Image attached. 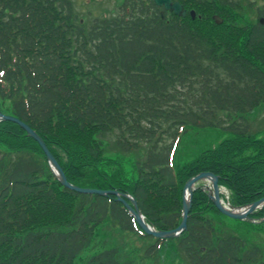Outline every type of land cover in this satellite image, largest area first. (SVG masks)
Masks as SVG:
<instances>
[{"label": "trees", "instance_id": "16d2710c", "mask_svg": "<svg viewBox=\"0 0 264 264\" xmlns=\"http://www.w3.org/2000/svg\"><path fill=\"white\" fill-rule=\"evenodd\" d=\"M75 1L0 0V107L8 102L5 112L39 133L68 181L133 196L164 232L181 224L185 184L201 173L219 176L233 206L264 199V139L235 120L264 104V25L231 24L240 0H178L195 20L169 12L164 20L153 0H123L116 16L86 25ZM189 128L231 137L176 167L175 148ZM111 133L121 152L147 145L129 172L96 139ZM0 144L8 148L0 151V264H75L108 221L151 240L147 258L173 242L187 264H264L262 248L219 232L206 213L224 215L201 189L187 230L158 239L116 196L64 187L17 123H0ZM251 218L264 226V208ZM85 264L136 263L110 247Z\"/></svg>", "mask_w": 264, "mask_h": 264}, {"label": "rangeland", "instance_id": "374dc122", "mask_svg": "<svg viewBox=\"0 0 264 264\" xmlns=\"http://www.w3.org/2000/svg\"><path fill=\"white\" fill-rule=\"evenodd\" d=\"M122 2L123 0H76L74 7L76 9V13H78L80 20H82V23L89 25V23L94 18H111L116 16ZM236 2L238 3L239 0H236ZM240 2V5L238 3L239 6H234L238 8H235L233 10V13L231 14V24L235 23L240 28H249L255 26L259 21L261 14L264 12V0H255L253 5H250L249 1L246 3L243 0H240ZM207 12L208 14L210 13V11ZM204 16L206 19L204 21V25H208L206 24L207 22H209L208 15L206 14ZM200 25L202 26L201 23ZM9 105L10 104L8 102L3 104V106L0 107V113L9 116V114L5 112ZM241 119H244L247 124L250 125L251 132L257 139H264V104L253 112H250L248 115H238L237 117H235V120L237 121H242ZM4 121L7 120L3 119L2 121H0V123ZM116 137L117 133H111L105 134L104 136L98 135L96 136V139L97 141L101 142L106 156L113 161L119 159L118 161L122 163L123 169L129 172L132 170V166L136 164V162H139L146 157L147 145H140L139 149L128 152L127 154L121 152L118 148ZM230 137L231 136L229 135H224L219 130H198L191 128L186 129L175 148L172 161L176 167L184 166V164L194 161L193 159H195V157L202 151L211 149L212 147L217 146L219 142L228 140V138ZM0 151H8V148L0 144ZM197 189H201L204 193H206L212 203H214L210 197V194H214L213 182H211V180H199L192 188L193 198L195 195L194 192ZM219 190L221 192V202L223 203V205L227 204L229 205V207H231L232 203H230L229 201L231 192H229L227 188L223 187L220 184V181ZM183 194L184 203L185 200H189L188 190L184 188ZM186 197H188V199ZM215 207L218 210L216 205ZM218 212L219 214L223 215L221 211L218 210ZM206 215H210L213 219H215V226H217L219 232H222V234L226 235L233 234L239 236L240 238L245 239L250 246H258L262 248L264 254V226H261V221L255 219L240 221L232 218L230 219L225 215L224 217H219L210 212L206 213ZM151 243L152 241L149 239H142L135 234L125 233L123 230L119 229L116 226V223H114L113 221H108V223L98 228V233L95 236L92 246L88 248L87 251L82 253L83 255H81L77 259L75 264H85L90 256H93L99 253V251L108 249L110 247H116L118 249L122 260L128 259L136 264H187L184 255L180 252V250H178V248H176L175 243L173 242H170L164 247V252H162L161 255H157L153 258H147L144 251Z\"/></svg>", "mask_w": 264, "mask_h": 264}, {"label": "water", "instance_id": "95a60500", "mask_svg": "<svg viewBox=\"0 0 264 264\" xmlns=\"http://www.w3.org/2000/svg\"><path fill=\"white\" fill-rule=\"evenodd\" d=\"M154 2L163 7L164 11L168 10L171 11L173 13H175V15H179V16H186V11L185 8L182 4H180L178 1L177 2H173V0H154ZM161 13V16H163V18H166L164 16L165 12ZM191 15L193 16V18H195V13L194 11L191 12ZM217 22L220 23L221 21L219 19H217ZM9 120L12 121L14 123H18L25 131H27V133L34 139L36 140L42 147L45 155H47L49 162H51V164L53 166H55L58 170L59 173V178L61 180V182L64 183V185L72 190H76L80 193H88V194H99L102 196H105L107 194H114L116 195L118 198V200H120L126 208H128L129 211H131L132 215L137 219L139 225L141 226V228H143L147 234L151 235V236H155L157 238H161V239H165V238H175L180 232L184 231L187 229V220H188V215L190 212V208H191V202H192V198H193V194H192V188L193 186L196 185V183L199 180H203V179H209L211 180V182H213V195L210 194L211 199L213 200L214 204L217 206L218 210L221 211L222 214L228 216V217H232L234 219H247L250 215L253 214V211H255L256 209H259L261 206L264 205V199L260 200V201H256L255 203H253V205L249 206L248 208H246L245 210H241V209H237L234 208V211H229L221 202V192L219 190V179L217 176H215L213 173L207 172V173H202L200 175H197L195 178L190 179L186 186L185 189L188 190V194H189V200H185V202L183 203L184 205V210H183V222L180 225L179 229H177L176 231L173 232H158L156 229L150 227L146 221L145 218L143 216V214H141V211L139 209V207L137 206V202L134 200V198H131L132 202H133V207L131 205H129L127 203V201L124 199V195H120L119 192L117 191H103V190H94V189H82L76 186H72L71 184L68 183L67 177H65L64 171L62 169V167H60L55 159V157L51 154L50 150L48 149L47 145L44 143V141L42 140V138L39 136V134L35 133V131L26 123L21 122L18 118H14L11 116H7L5 114L0 113V121L1 120Z\"/></svg>", "mask_w": 264, "mask_h": 264}, {"label": "bare ground", "instance_id": "6f19581e", "mask_svg": "<svg viewBox=\"0 0 264 264\" xmlns=\"http://www.w3.org/2000/svg\"><path fill=\"white\" fill-rule=\"evenodd\" d=\"M187 196H188V195H187ZM186 198L188 199V197H186ZM224 206H225V207H226V208H227L229 211H231V210H232V211H234L232 207H231V208L229 207V205H227V204H224ZM260 208H262V209H263V208H264V206H261ZM251 219H252V218H251ZM253 219H254V218H253ZM253 219H252V220H253Z\"/></svg>", "mask_w": 264, "mask_h": 264}]
</instances>
